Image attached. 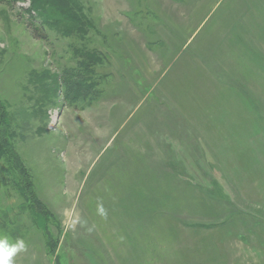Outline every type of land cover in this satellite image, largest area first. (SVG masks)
<instances>
[{"label": "rangeland", "instance_id": "1", "mask_svg": "<svg viewBox=\"0 0 264 264\" xmlns=\"http://www.w3.org/2000/svg\"><path fill=\"white\" fill-rule=\"evenodd\" d=\"M71 1L0 0L14 264H264V0Z\"/></svg>", "mask_w": 264, "mask_h": 264}, {"label": "trees", "instance_id": "2", "mask_svg": "<svg viewBox=\"0 0 264 264\" xmlns=\"http://www.w3.org/2000/svg\"><path fill=\"white\" fill-rule=\"evenodd\" d=\"M31 6L29 8V12L36 14L40 18H44L43 14L39 13L40 11L46 10L45 7H53L54 13H57L60 18L66 17L67 14H70L71 17L74 18L77 23V28L79 29L82 24V16L80 13V5L75 4V2L71 0H30ZM46 13V12H45ZM59 18V19H60ZM58 22V20H56ZM44 23H46L44 21ZM83 27V25H82ZM95 55L93 58H95ZM88 66L87 64H83V67ZM53 89V88H52ZM51 89V91H53ZM50 91V92H51ZM80 89L77 87L74 92L76 94H80ZM78 97V95H76ZM8 114L5 112L4 105L0 103V161L6 160V162L10 165V169L14 170L17 173V182L21 184V191L23 193L24 199L26 203L34 208L35 205L39 207L41 210V215L49 220L51 218V213L49 212L47 206H45L35 195L34 191L31 189V183L29 182L28 171L24 165V162L20 155L17 153L15 148V144L12 140V134L10 133L11 129V119L7 116ZM15 183V184H16ZM17 185V184H16ZM24 185V187H23ZM29 185V186H28ZM19 187V186H18ZM59 238L56 237L55 240L50 239L48 242L52 252H54L57 248Z\"/></svg>", "mask_w": 264, "mask_h": 264}, {"label": "clouds", "instance_id": "3", "mask_svg": "<svg viewBox=\"0 0 264 264\" xmlns=\"http://www.w3.org/2000/svg\"><path fill=\"white\" fill-rule=\"evenodd\" d=\"M24 248L22 240L10 244L6 238L0 239V264H14L13 257Z\"/></svg>", "mask_w": 264, "mask_h": 264}]
</instances>
